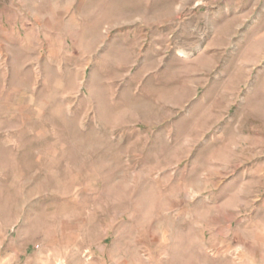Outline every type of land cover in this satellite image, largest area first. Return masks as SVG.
Returning <instances> with one entry per match:
<instances>
[{
	"label": "rangeland",
	"instance_id": "obj_1",
	"mask_svg": "<svg viewBox=\"0 0 264 264\" xmlns=\"http://www.w3.org/2000/svg\"><path fill=\"white\" fill-rule=\"evenodd\" d=\"M0 264H264V0H0Z\"/></svg>",
	"mask_w": 264,
	"mask_h": 264
}]
</instances>
